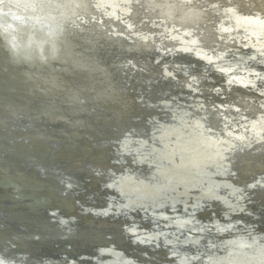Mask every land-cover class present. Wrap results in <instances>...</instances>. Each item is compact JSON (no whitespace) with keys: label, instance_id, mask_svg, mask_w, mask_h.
Instances as JSON below:
<instances>
[{"label":"bare ground","instance_id":"obj_1","mask_svg":"<svg viewBox=\"0 0 264 264\" xmlns=\"http://www.w3.org/2000/svg\"><path fill=\"white\" fill-rule=\"evenodd\" d=\"M220 1L227 5L236 1L243 6L254 0ZM206 4V0H0V48H14L8 51L10 56L14 53L8 59L9 65L14 69L17 65L23 72L29 70L25 72L28 76H40L44 69L55 71L51 83L45 80L38 83L35 79L30 82L28 95L35 102L28 113L64 122L68 126L67 137L77 136L78 156L92 157L97 162L103 160L106 146L94 148L80 133L88 132L89 122L96 121L95 126H99L116 113H125L130 100L141 97L140 93H128L126 84L137 91L140 83L157 70L162 72L164 81L169 75H182L172 77L182 83L178 86H185L180 91L182 96L171 101L167 96L147 99L160 113L132 115L136 121L140 120L137 117L147 121L146 134L133 133L131 126L108 139L115 150L111 161L120 167L106 165L103 181L113 186L116 194L105 191L107 204L99 206L83 202L89 193L77 197L71 196V191L65 205L74 204L78 211L88 208L92 213L126 214L132 219L125 225L132 231V239L146 242L149 247L161 242L167 253L175 254L176 264L190 259L199 264H264L261 260L264 228L254 227L252 223L257 218L251 219L258 216L257 206L252 208L256 198L248 189L253 181L231 179L235 173L231 152L243 148L249 151L242 155L245 160L239 161L240 168L246 171L250 160L258 158L257 151L264 147V54L257 55L260 60L254 59L253 63L246 56L230 59L222 56L230 39L241 44L243 51L264 47L240 42L238 35L231 38L230 31L227 36L225 27L229 22L235 23L241 14L223 19L215 11L216 6L210 10L212 2L209 1L210 7ZM258 13L247 19H259L260 25L261 22L264 25V12ZM8 25L17 28L12 32L13 40L18 42L16 46L9 42ZM242 37L246 39V35ZM63 42L67 44L65 48ZM189 55L190 58H184ZM80 61L91 64L94 71L73 78L75 71L65 63L73 66ZM134 68L141 69L144 75L128 79ZM42 86L44 90L50 88L43 92L39 90ZM84 96L88 102L80 104L91 107L78 109L77 116L58 106L66 103L70 107L75 103L73 100L81 98L82 102ZM250 109H255L251 115L247 113ZM10 118L0 115V122ZM257 160L260 164V159ZM0 171L5 173V168ZM253 180L264 185V173ZM65 183H69L68 179ZM139 188L166 198L158 195L139 199L134 194V189ZM212 198L224 206L217 208L210 201ZM135 207L140 209L139 215L129 210ZM217 209L227 218L220 219L214 213ZM233 211L244 214L229 216ZM57 213L59 221L68 223L63 224L67 231L62 234L66 235L75 214ZM145 217L149 225L136 226L135 221ZM221 229L228 231L217 234ZM17 233L35 234L31 230ZM96 249L98 254L105 255L94 253L84 263L68 259L57 264H147L110 241ZM20 252L16 250L17 254H23ZM47 262L50 264L52 260ZM0 264L24 262L0 255Z\"/></svg>","mask_w":264,"mask_h":264},{"label":"water","instance_id":"obj_2","mask_svg":"<svg viewBox=\"0 0 264 264\" xmlns=\"http://www.w3.org/2000/svg\"><path fill=\"white\" fill-rule=\"evenodd\" d=\"M22 23L25 25L24 22ZM15 25L19 24L16 23ZM6 27L11 32L9 42L16 46L18 42L12 38V32L17 29L16 26L8 25ZM66 46L67 44L63 42V48ZM13 50L14 48H0V108H2L0 115L12 117L0 122V168H5V173L0 171V255L20 259L24 264H39V262H41L40 264H49L48 259L52 260L50 264H57L58 261L68 259L76 262H87L91 260L90 255L94 253L105 255L103 252L98 254L96 248L98 245L109 244L110 241L123 248L132 257L147 261V264H166L167 261H173L175 254L167 253L164 250V244L161 242H158L154 247H149L146 242L142 243L132 239L130 236L132 231L125 227L130 221L132 222V219L126 214L121 212L114 214L109 211L92 213L88 208L78 211L74 204L66 206L65 201L73 191L71 196L77 197L89 193L88 197L83 195L87 198L83 202H88L90 205L105 206L107 200L105 203L104 192L110 191L115 194L116 192L113 186L104 184L103 180L106 178L104 169L106 165L115 169L120 167L119 163L111 161V156L115 150L110 146L108 139L131 126L133 133L146 134L147 121L141 117H137V120H140L136 121L132 115L138 113L137 115L144 116L146 113L159 112L160 109L156 105L150 104L146 100H154L161 96H167L169 101L175 100L182 96L180 91L184 90L185 86H178L182 83L173 80L172 75H169L168 80L164 81L165 77L159 70L153 74L148 72L151 77L140 83V88L137 91L130 89L125 81L126 90L130 89L127 92L132 95L140 93L141 97H133L130 100V107L125 110V113L123 111L116 113L115 117L111 116L99 126H95L96 121L89 122L91 127L87 130L88 132L80 133V137L88 140L94 148L96 145L99 148L101 144L106 146L103 160L97 162L92 157L78 156L80 150L76 141L77 136L67 137L68 126L64 122L53 120L56 118L49 120L50 116L48 118L43 115L33 117L31 113H28L31 110L29 106L35 102L28 95L31 90L30 82L35 79L38 83H42V80L51 83L50 79L55 76V71H44V69L41 70L43 73L40 76L26 75L25 72L29 70L23 72L19 66L16 65L17 69H14L9 65L8 59L14 56V53L10 56L8 51ZM184 58H190V55ZM197 61L194 60V63H198ZM65 64L67 67H71L72 71H75L73 78L77 75H85L89 70L90 72L94 71L91 70V64L81 61L73 66L68 63ZM134 69L129 72L128 79H138L144 75L141 69ZM180 76L182 75L176 73L174 77ZM27 87L29 88L27 89ZM49 88L44 90V86H42L41 89H37L45 92ZM80 100L81 98H78L73 100L75 103L70 102L72 105L70 107L66 103H61L62 105L59 104L58 106L63 107L65 113L77 116L80 114L78 109H86L89 106L80 104L88 102L85 96L82 97V102ZM65 105L66 107H64ZM13 107L16 108L13 109ZM9 110H15V113H11ZM254 111L255 109H250L247 113L251 115ZM103 139H106L107 142ZM231 154L232 167L235 169V173L231 174V179L238 182H245L248 179L253 181L252 184L248 185V189L256 198L257 203L252 208L257 206L258 216L251 217V219L257 218L252 225L264 228V185L253 180L264 173V147L257 151L260 164L257 162L258 158L255 157L250 160L251 163L247 166L248 170L246 171L240 168L241 163L239 161H244L242 155L249 154V151L243 148L231 152ZM123 155L127 156L128 154L123 153ZM74 158H76V162H72ZM66 179H68V184L65 183ZM209 186L215 189V185L210 184ZM128 190H132V188ZM134 190V194L139 199H150L158 195L161 199L166 198L163 194L152 195L141 188ZM210 201L217 208L224 206L217 198H212ZM166 207L168 209L167 205ZM129 210L134 215L140 214L138 207ZM56 212L65 215L75 214V218L69 222L68 230L70 231L66 235L62 234V232L67 231L63 225L66 223L59 221V213L56 214ZM218 212L217 209L214 213L217 214ZM243 214L242 211L229 212V216H242ZM217 216L220 219L227 218L221 213H218ZM135 222L136 226H140L139 228L149 225L147 217L139 218ZM158 223L161 224V222ZM18 230H25L26 232L31 230L35 234H18ZM227 231L228 229H221L217 234ZM189 247L191 248L193 245H189ZM212 247L208 246V249ZM16 250H20L23 254H17ZM261 260L264 261V258ZM172 263L176 264L174 261ZM177 264L199 263L196 259H190Z\"/></svg>","mask_w":264,"mask_h":264},{"label":"rangeland","instance_id":"obj_3","mask_svg":"<svg viewBox=\"0 0 264 264\" xmlns=\"http://www.w3.org/2000/svg\"><path fill=\"white\" fill-rule=\"evenodd\" d=\"M209 1L212 2V8H210V10L214 9L216 6L217 8H215V11L219 12L220 15L223 16V19L224 18L229 19L228 17L230 16L234 17L237 14H241V17L239 19L236 18L235 23L232 22V24L230 25L231 22H229L228 26L225 27V33L227 31L231 32V35H229V33L227 32L226 34L227 36L229 35L231 38H234L236 37V35H238V40L240 42L242 41L243 43L247 45L249 44L250 46H253V47H264V27H263L264 25L263 23L261 22V25H262L261 26L259 19H254V20L252 19L251 21L247 19V17L249 18V16H253L255 18V15L258 16L259 14L258 12H264V0L249 1L247 2L248 4H244L243 6L242 4H240V2H236V1H231L227 5V2L226 3L221 2V1L219 2V0H206L207 2L206 7L211 6V5L209 6ZM249 11L250 12L254 11V12L248 13ZM259 32H260V35H259ZM242 35H246V39H244ZM250 37H252V39H250ZM230 41H229L230 42L229 45L227 46L226 50L223 52V55H222L223 57H226L228 59L232 57L237 58V57L246 56L247 58H251L252 60H249V61L253 63L254 59H255V62L256 60H260V58L257 55L264 54V48H260V49L258 48L255 51H250V50L243 51L242 45L236 44L235 39H232V40L230 39Z\"/></svg>","mask_w":264,"mask_h":264}]
</instances>
